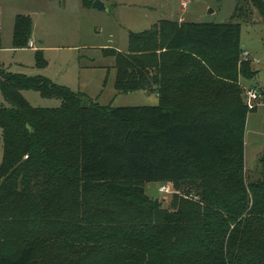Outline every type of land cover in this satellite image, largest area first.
Segmentation results:
<instances>
[{
  "label": "trees",
  "instance_id": "16d2710c",
  "mask_svg": "<svg viewBox=\"0 0 264 264\" xmlns=\"http://www.w3.org/2000/svg\"><path fill=\"white\" fill-rule=\"evenodd\" d=\"M30 29L18 15L15 47ZM240 46L238 22L163 19L130 33L126 51L103 48L116 90L155 93V105L86 104L48 77L0 69V264H264V151L259 180L244 181L249 107L192 56H221L213 70L236 82ZM24 89L61 103L33 107ZM152 182L185 193L164 207L145 192Z\"/></svg>",
  "mask_w": 264,
  "mask_h": 264
},
{
  "label": "rangeland",
  "instance_id": "374dc122",
  "mask_svg": "<svg viewBox=\"0 0 264 264\" xmlns=\"http://www.w3.org/2000/svg\"><path fill=\"white\" fill-rule=\"evenodd\" d=\"M95 0H0V69L27 76L42 75L66 86L101 105L143 106L158 103V96L142 90L118 92L115 88V59L104 55L103 48L126 51L130 33L150 30L163 19L193 22L234 21L241 24L239 63L245 62L246 74L235 82L213 70L221 56L201 52L193 54L208 73L224 82L239 84L246 102V91L255 89L260 98L249 108L244 133V181L259 180L264 151V17L251 0H99L109 10L92 8ZM264 1V0H263ZM238 7L237 17H232ZM18 15L29 16L31 29L25 45L14 46L13 28ZM46 65L35 66L37 51ZM243 51L249 54L245 59ZM229 57V56H227ZM238 63L236 70L238 69ZM240 68V67H239ZM230 72V70H228ZM219 76V77H218ZM22 95L33 107H58L57 98H46L32 89ZM0 103L7 105L0 95ZM0 128V162L3 156ZM159 191L158 182L147 183L145 192L161 199L168 207L173 194L182 195L185 188ZM250 200V198H249ZM251 203V201H250Z\"/></svg>",
  "mask_w": 264,
  "mask_h": 264
},
{
  "label": "built area",
  "instance_id": "2783aa9c",
  "mask_svg": "<svg viewBox=\"0 0 264 264\" xmlns=\"http://www.w3.org/2000/svg\"><path fill=\"white\" fill-rule=\"evenodd\" d=\"M243 55H244V58L245 59H248L249 58V54L246 52V51H243ZM260 94L253 88H249L247 91H246V97H245V100H246V103L248 105L249 108L253 107V104L252 102L258 98H260ZM172 189L170 187L169 184H161L159 186V191L161 192H170Z\"/></svg>",
  "mask_w": 264,
  "mask_h": 264
},
{
  "label": "water",
  "instance_id": "95a60500",
  "mask_svg": "<svg viewBox=\"0 0 264 264\" xmlns=\"http://www.w3.org/2000/svg\"><path fill=\"white\" fill-rule=\"evenodd\" d=\"M92 8L94 9H99V10H109V8L104 5L103 2L99 1V0H95L93 3H92Z\"/></svg>",
  "mask_w": 264,
  "mask_h": 264
}]
</instances>
